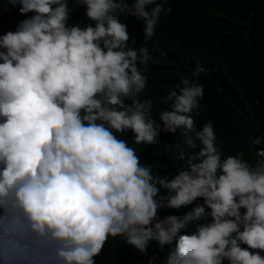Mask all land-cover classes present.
Returning a JSON list of instances; mask_svg holds the SVG:
<instances>
[{
  "label": "clouds",
  "instance_id": "obj_1",
  "mask_svg": "<svg viewBox=\"0 0 264 264\" xmlns=\"http://www.w3.org/2000/svg\"><path fill=\"white\" fill-rule=\"evenodd\" d=\"M7 2L27 18L0 36V264H96L110 237L144 255L152 241L173 246L166 264H264V151L255 165L223 157L212 121L196 128L209 69L198 63L168 91L160 122L140 98L152 49L135 47L120 16L150 41L166 0H77L94 22L83 28L68 24L69 0ZM129 130L137 145L179 131L194 150L187 167L154 174L116 135Z\"/></svg>",
  "mask_w": 264,
  "mask_h": 264
},
{
  "label": "trees",
  "instance_id": "obj_2",
  "mask_svg": "<svg viewBox=\"0 0 264 264\" xmlns=\"http://www.w3.org/2000/svg\"><path fill=\"white\" fill-rule=\"evenodd\" d=\"M166 6L172 8V13L161 14L156 34L150 41L144 40L142 22L120 16L136 41L135 47L147 44L152 49L153 59L145 72L147 87L140 98L152 99L153 118L160 122L159 112L167 107L162 98L182 76H190L198 63L205 65L209 71L199 79L204 85L202 107L198 115L192 114L196 128L212 121L217 136L224 141L223 157L243 153L242 158L255 165L261 159L258 152L264 151V0H166ZM19 7L0 0V36L15 31L27 18L19 12ZM69 7L72 8L69 25L83 28L94 23L77 0H69ZM116 135L137 150L141 163L151 165L154 174L168 179L187 167L194 151L188 148L185 136L179 131L161 133L160 142L152 145L135 144L130 130ZM160 192L167 194L166 189ZM203 203V198H198L187 207L163 208L158 210V216H182ZM211 219L209 216L190 222L182 234H191L196 224L209 223ZM172 248L165 246L161 250L152 241L144 255L122 238L110 237L95 260L96 264H149V258L155 257L153 264H166Z\"/></svg>",
  "mask_w": 264,
  "mask_h": 264
}]
</instances>
